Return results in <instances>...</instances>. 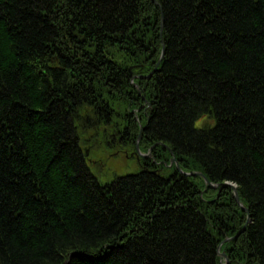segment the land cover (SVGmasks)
<instances>
[{
  "label": "trees",
  "instance_id": "1",
  "mask_svg": "<svg viewBox=\"0 0 264 264\" xmlns=\"http://www.w3.org/2000/svg\"><path fill=\"white\" fill-rule=\"evenodd\" d=\"M92 139L150 158L101 184ZM224 240L264 264V0H0V264H220Z\"/></svg>",
  "mask_w": 264,
  "mask_h": 264
},
{
  "label": "rangeland",
  "instance_id": "2",
  "mask_svg": "<svg viewBox=\"0 0 264 264\" xmlns=\"http://www.w3.org/2000/svg\"><path fill=\"white\" fill-rule=\"evenodd\" d=\"M211 125H212V120L210 118H203L202 120L197 121L195 123L196 128H201V127L205 128ZM89 137H90V134L85 136L86 139H88ZM93 139H92V143L90 144L87 143L85 146H83V148L88 151L87 158L90 159L87 161V165H89L91 172L101 184L110 183L113 180V178L116 176L120 177V176L133 174L137 172L136 171L138 170L137 164L140 163L138 156H135L134 154L130 155V152L128 150L123 151L120 149H113L107 152L102 147H100L99 144H93V141H94ZM113 145H116V144H113ZM136 149L140 155L148 154V153L144 154L143 152H141V150H139L138 147H136ZM146 157L150 158L149 155ZM136 158H137V163L135 162ZM172 165H174V163L173 164L169 163L167 167L171 168ZM192 174L194 175L195 173H191L188 175H192ZM229 189L232 191L231 188ZM217 254L219 256L220 264H227V258L225 256V253L222 251L220 252V250H218Z\"/></svg>",
  "mask_w": 264,
  "mask_h": 264
},
{
  "label": "water",
  "instance_id": "3",
  "mask_svg": "<svg viewBox=\"0 0 264 264\" xmlns=\"http://www.w3.org/2000/svg\"><path fill=\"white\" fill-rule=\"evenodd\" d=\"M173 163H174V160L171 159L170 164H173ZM175 166H176L177 170L181 173V171L179 170L178 166H177L176 164H175ZM185 176H199L201 179L204 180L205 184H206L208 187H210V188H215V186H212L211 184H209V183L204 179V177H203L201 174H194V175L192 174V175H185ZM226 187H229V188H231V189L233 190L234 198H235V202L241 207L242 211H245V212H246V209H245V208L240 204V202H239V199H238L237 194H236V187H235L234 185H231V184H228V183H225V184L221 185V188H222V189H223V188H226ZM234 238H236V237H234ZM224 258H225V257H224Z\"/></svg>",
  "mask_w": 264,
  "mask_h": 264
},
{
  "label": "bare ground",
  "instance_id": "4",
  "mask_svg": "<svg viewBox=\"0 0 264 264\" xmlns=\"http://www.w3.org/2000/svg\"><path fill=\"white\" fill-rule=\"evenodd\" d=\"M124 113L126 114V115H130V112L129 111H127V110H125V109H123V108H116V111H115V114L116 115H118V116H123L124 115ZM100 147H102L104 150H106L107 152H109V151H111V150H107L103 145L102 146H100ZM139 160H141V159H139ZM137 165H139V164H137ZM179 168V167H178ZM177 169V168H176ZM199 177V176H198ZM200 178V177H199ZM213 190H217L218 192H220V191H222V188H221V186H215V188H212ZM240 207V206H239ZM241 208V207H240ZM242 210V209H241ZM242 212H244V211H242ZM230 240H224V241H222L220 244H219V246H218V248H217V252H218V250H220V248H221V246L224 244V243H226V242H229Z\"/></svg>",
  "mask_w": 264,
  "mask_h": 264
}]
</instances>
